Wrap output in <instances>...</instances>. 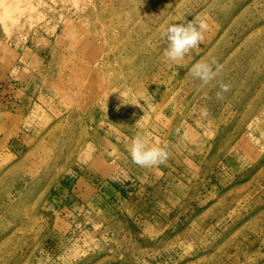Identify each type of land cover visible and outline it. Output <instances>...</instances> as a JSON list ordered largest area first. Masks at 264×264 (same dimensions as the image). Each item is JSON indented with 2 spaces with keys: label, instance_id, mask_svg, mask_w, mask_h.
I'll use <instances>...</instances> for the list:
<instances>
[{
  "label": "rangeland",
  "instance_id": "374dc122",
  "mask_svg": "<svg viewBox=\"0 0 264 264\" xmlns=\"http://www.w3.org/2000/svg\"><path fill=\"white\" fill-rule=\"evenodd\" d=\"M0 264H264V0H0Z\"/></svg>",
  "mask_w": 264,
  "mask_h": 264
},
{
  "label": "clouds",
  "instance_id": "9594fccd",
  "mask_svg": "<svg viewBox=\"0 0 264 264\" xmlns=\"http://www.w3.org/2000/svg\"><path fill=\"white\" fill-rule=\"evenodd\" d=\"M207 28V22L199 18H194L186 23L169 24L164 31V37L167 40V48L164 52L165 57L169 61L179 62L189 52L199 50V45L204 41V32ZM192 73L201 81L208 82L214 78L216 70L210 63L197 62L192 68ZM223 90L227 91V85L223 86ZM121 100L122 104H128L124 103L122 96ZM129 151L133 161L142 167L159 165L168 157L166 146L150 145L143 136L133 138Z\"/></svg>",
  "mask_w": 264,
  "mask_h": 264
}]
</instances>
